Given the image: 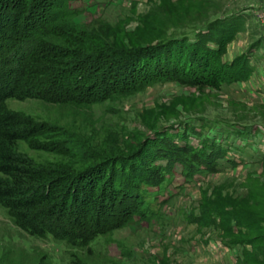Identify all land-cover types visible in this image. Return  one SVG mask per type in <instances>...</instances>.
Masks as SVG:
<instances>
[{
    "label": "rangeland",
    "instance_id": "rangeland-1",
    "mask_svg": "<svg viewBox=\"0 0 264 264\" xmlns=\"http://www.w3.org/2000/svg\"><path fill=\"white\" fill-rule=\"evenodd\" d=\"M11 4L0 37L1 91L35 26L18 2ZM260 6L261 0L39 2L37 12L57 13L41 30L44 42L57 38L48 35L56 26L83 27L115 45L174 42L171 49L183 38L194 42L198 33L218 35L223 23L222 31L231 35L220 51L211 41L200 49L210 53L202 82L171 73L137 85L94 79L73 84L85 92L80 99L71 88L57 89L49 99H1V111L27 127L26 138L12 141L11 148L34 165L66 174L121 159L128 165L115 163L117 176L133 168L138 178L121 183L106 200L103 228L85 241L29 234L0 206V264H241L243 252L264 244Z\"/></svg>",
    "mask_w": 264,
    "mask_h": 264
},
{
    "label": "trees",
    "instance_id": "trees-1",
    "mask_svg": "<svg viewBox=\"0 0 264 264\" xmlns=\"http://www.w3.org/2000/svg\"><path fill=\"white\" fill-rule=\"evenodd\" d=\"M41 1L0 0V37L9 23L11 10L13 12L12 2H18L20 8H17L21 12L25 9L27 17L32 18L35 25L26 35L29 50L25 48L23 51L21 46L17 50V53L25 55L21 60L18 58L15 67L10 69L12 76H8V82L3 86L7 90H0V100L9 96L48 98L55 95L57 89L64 91L68 88L76 92L75 98L80 99L81 95H85L82 84L94 79L110 86L114 83L137 85L145 84L157 75L171 73L170 76L190 74L192 82H202L210 53L206 48L201 53L200 49L205 42L211 41L217 45L216 51H220L231 35L230 29L222 31V25L227 24L219 20L218 23L223 24L218 25V35L211 36L207 32L200 36L198 33L194 42L186 43L183 38L178 41V49H171L168 44L174 42L151 44L144 41V44L129 42L115 45L94 36L83 27L57 29L56 26L48 35L57 38L44 42L40 41L41 30L47 28L57 13L51 15L47 10L37 12V5ZM183 46L187 49L184 50ZM62 78L66 80L63 79V86L60 87L59 80ZM78 83L81 86H74ZM26 136L27 127L19 118L0 109V206L19 229L32 235L49 233L72 243V239L77 237L85 241L99 233L106 219V200L114 197L121 183L129 180L134 183V179L138 178L133 168L127 175L123 174L122 179L117 176L113 165L118 163L123 169L128 165V160L90 163L64 174L54 167L34 165L27 157L12 150V141ZM103 169L108 170L107 176L101 173L98 177V172ZM79 230L87 234L80 236ZM91 232L92 236L89 235ZM257 237L253 236L252 239L256 241ZM261 239L264 240V234ZM247 263L264 264V244L253 246L249 253L243 252L241 264Z\"/></svg>",
    "mask_w": 264,
    "mask_h": 264
},
{
    "label": "built area",
    "instance_id": "built-area-1",
    "mask_svg": "<svg viewBox=\"0 0 264 264\" xmlns=\"http://www.w3.org/2000/svg\"><path fill=\"white\" fill-rule=\"evenodd\" d=\"M260 23L261 27L264 29V0H261V6H260Z\"/></svg>",
    "mask_w": 264,
    "mask_h": 264
}]
</instances>
